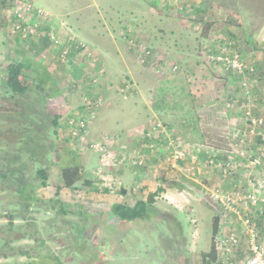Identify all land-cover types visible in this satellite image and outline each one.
Returning <instances> with one entry per match:
<instances>
[{
  "label": "rangeland",
  "instance_id": "374dc122",
  "mask_svg": "<svg viewBox=\"0 0 264 264\" xmlns=\"http://www.w3.org/2000/svg\"><path fill=\"white\" fill-rule=\"evenodd\" d=\"M221 1L231 6H217V2L213 5L208 0H0V98L1 87L6 80L3 58L7 56L8 60H17L26 53L36 56L44 50L46 59L57 64L67 87L64 101L71 107L81 102L91 107V111L68 117L86 119L83 139L70 136L81 142L78 148L85 142L84 136L89 130L93 112L102 114L105 110V115L113 117L110 119L107 116L106 122L113 124L108 129L100 130V125L92 122L97 135L91 136L92 139L87 142L96 144L95 148L88 145L79 148L84 151L82 163L86 170L89 169L87 155L94 151L102 154L104 176L97 183L99 191L94 188L98 195H90L86 191L89 184H85L84 180L63 197L59 193L73 212L62 216L60 226L41 230V237L47 241L43 249L57 254L62 264H87L83 253L93 245H99L106 252L107 262L104 264H136V260L138 264H161L163 251L160 246L163 244L158 242V236L166 230L162 217L154 212L149 220L132 225L122 234V226L111 212V205L145 198L151 191L149 184L143 187L137 185L135 192L123 189L124 168L136 167L147 172L155 165L156 172L150 176L157 181V188L164 181L165 166L176 165L180 160L203 162L206 167L220 171L242 196L238 201L241 217L234 214L232 229L222 232L226 236L234 229L238 241L226 249L213 241L219 249L218 259L216 263L209 264H223L224 260L229 264H238L250 253L251 237L246 233L245 219L255 223L259 240L264 238V209L261 204L264 199V157L257 155L264 147V137L260 134L264 131V7L262 9L260 0ZM26 2L32 3L35 10L40 9L41 14L25 15L17 5ZM238 10L244 20L242 26L239 25ZM28 16L37 24L32 26L30 34L24 36L21 29L28 23ZM231 18L232 22L229 21ZM206 21H213V25L209 26L207 37L202 38V25ZM5 48H8L6 52ZM227 53L238 54L242 63L240 72L226 69L216 60V57ZM176 74L186 75L189 81L197 119H189L184 106L181 107L185 102L183 93L160 92L161 81ZM3 104L0 100V106ZM50 105L58 112L62 109L60 105ZM248 108L251 114L263 119V125L255 127L253 133L244 114V109ZM136 109L138 111L131 115L134 119L138 118L139 110L148 111L150 117L145 120L147 131L143 132L142 138L151 137L145 143L144 155L140 153L137 160L126 154L130 147L125 150L129 139L141 135L134 129L136 121L126 120L127 127L130 126L117 131L122 126V117ZM2 121L0 130L5 123L4 116ZM66 122L64 126L67 130ZM230 133H233V140L224 141ZM200 134L224 147L232 145L235 152L230 155L208 153L203 158L197 153L194 158H173L175 150L190 152L188 147L198 144ZM6 141L0 134V155ZM133 152L132 155H135ZM128 179L130 184L134 183L131 177ZM122 190L126 191L125 194ZM228 191L230 189L219 192ZM7 194L0 192V198L7 201L4 199ZM252 195L257 197V203L251 202ZM180 201L184 204L181 203V208H178L160 192L154 205L168 211L177 210L188 239V252L190 232L195 228L201 232L203 250H209L212 241L211 214L203 215V223L201 220L193 221L196 210L190 208H195V203L185 202L184 197ZM5 204L0 200V246L8 228L3 217ZM38 210L32 215L42 228L50 223L52 212ZM14 223L21 222L16 219ZM78 224L83 227L76 228ZM78 234L81 242L77 244ZM85 240L90 243L89 248L82 244ZM33 243L25 238L17 244L28 247ZM0 253L4 251L0 250ZM29 258L22 255L0 256V264H32Z\"/></svg>",
  "mask_w": 264,
  "mask_h": 264
},
{
  "label": "trees",
  "instance_id": "16d2710c",
  "mask_svg": "<svg viewBox=\"0 0 264 264\" xmlns=\"http://www.w3.org/2000/svg\"><path fill=\"white\" fill-rule=\"evenodd\" d=\"M208 1H211L213 5L217 2V6L224 5L221 0ZM259 2L263 9L264 0ZM224 6L228 7L231 4ZM240 14H242L241 11H239V25L242 26L244 20L241 19ZM229 21L232 22L233 19L231 18ZM212 25L213 21L203 23L202 38L207 37L209 26ZM244 31L247 33V30ZM2 67L5 69L6 80L1 87L0 100L4 104L0 106V116H4L5 123L1 126L0 134L7 141L4 143V149L0 155V192L8 194L7 198H4L7 201L3 198L0 200L6 202L3 217L7 220L8 228L0 246V250L4 253H0V256L22 255L40 258L52 256L57 264H62L57 254L52 253L51 250L43 249L47 241L41 237L43 228L47 230L49 227L52 230L54 226H60L62 216L73 212L59 197V188H53L49 184L51 157L55 140L59 136L60 114L46 101L43 95H39L36 82L33 83L29 67L25 63L9 60L2 63ZM188 83L186 75L176 74L172 78L161 81L160 92L178 91L183 93L185 102L181 107L184 106L183 110L189 119H197L196 105ZM170 95L175 97L173 94ZM39 96L42 100H39ZM2 116L1 122H3ZM85 184H90V182L86 180ZM47 191L50 192L42 194ZM162 191L163 187L160 185L155 190L149 191L145 198H138L133 202H114L111 205V212L118 217L122 226V234L132 225L149 220L154 212L160 215L166 227V230H162L158 236V242L163 244L160 246L163 251L161 264H190L188 239L183 231L182 219L177 210L168 211L154 205L156 197ZM122 192L125 194L126 191L122 190ZM38 209L52 212L50 223L42 228L39 227L32 215L33 212H39ZM16 219L21 223L15 224L14 220ZM77 226L83 227L79 224L75 225L76 228ZM211 228L212 241L209 251L202 253L203 264L216 263L218 259L217 245L213 242L214 236L221 232L218 216L212 217ZM76 236L78 244L81 241L78 240L79 234ZM25 238L34 243L28 247L17 244L18 241ZM82 244L90 246L86 240ZM89 249L83 253L87 264L107 262V254L99 245L90 246ZM138 263L136 260V264Z\"/></svg>",
  "mask_w": 264,
  "mask_h": 264
},
{
  "label": "crops",
  "instance_id": "0c3cea01",
  "mask_svg": "<svg viewBox=\"0 0 264 264\" xmlns=\"http://www.w3.org/2000/svg\"><path fill=\"white\" fill-rule=\"evenodd\" d=\"M7 49L8 48H5L4 51L6 52ZM6 57L7 56L3 58L2 63L9 61ZM17 61H22L29 67L30 77L36 80V88L37 90H39L41 95L46 98V101H48V103L52 105H60L62 108L58 112L60 114L58 127L59 136L55 140L54 151L51 157L52 165L50 169L49 184L53 187L59 188L60 196L63 197V194H67L70 190L75 189L78 183H80L82 180H88L90 181V187L86 186V188L89 189L86 191H89L88 193L90 195H92V193L98 195L97 192L94 191V188H96V190L100 189V187L97 186V183L101 182L99 181V179H102L104 176V174H102V172L104 171V169H102V166L104 167L102 154L98 151H94L92 154L90 153L89 155H87V158L89 159L87 167L89 169L86 170L82 163V152L84 151H81L78 148V144L81 142H78V139H72L67 134L66 127L64 126L68 117L75 115V113H83L88 110L91 111V107L89 105L86 106L82 102L75 107H71V105L67 104L64 101L68 93L66 89L67 87L66 85H64L63 77L58 72L57 64H55V61L53 60L46 59L44 50H41V52L36 56L26 53L25 56H21L19 59H17ZM136 111L138 110H131L122 117V126L117 130L118 132L122 131V129L124 128V130H126L130 126L129 125L127 127L126 120L134 119L131 117V115ZM91 115V126L89 123V130L86 134L87 136L88 134L90 135L89 138H86V135L84 136L85 140L83 141L85 142L89 141V139H92L90 138L91 136L97 135L94 134L96 131L95 127L93 126L94 122H96V125H100V130L108 129L111 127V125H113L112 123L106 122L107 116L110 117V119H112L113 117L110 114L105 115V110H103L102 114H100L99 112H93V114ZM101 117H103V119H101ZM149 117L150 116L148 111L139 110L138 118L134 119L136 121L134 129L135 131L138 130L139 132H141V135H137L136 138L133 137V139H129L127 141V144H125V150L128 147L131 148H129L130 151H128V153L126 154H129L130 156H132V158H135V160H137V157L140 156V153L144 155L145 143L151 139V137L142 138L143 132L147 131L145 128L147 124L145 120ZM142 127L144 129H142ZM148 130H150V127ZM260 134L262 135V137H264V131ZM199 138L200 140L198 144L195 145L196 147L190 146L192 150L190 147H188L190 149V152L194 154L197 153L198 157L203 158L204 156H207L208 153H210L211 155H221L222 153L230 155L235 152V150L232 148L233 146L230 144H228L227 147H224L218 142L210 141L209 137L205 136L204 134H200ZM226 140L232 141L233 133H230L228 137H225L224 141ZM133 151H135V155H132V153H134ZM135 168L136 167L129 170L126 168L123 169L122 188H128L129 191L133 190V192H135L137 185L146 186L149 184V188L151 190H154L156 188L155 183L157 184V181H153L150 175L156 172L157 168L155 167V165H152V167L147 172L143 171L142 169ZM165 168L166 170L164 181L163 183H161L163 187L161 195H164V197L168 198L170 202L178 208H181L180 206L184 204L183 201H180L181 197H184V199L186 200L185 202L187 203H195V208H190L192 211L196 210L193 215V221L201 220V223H203V215L211 214V221L213 216H218L221 232H225L227 230L230 231L232 229L233 221H235L233 219L234 213L228 211L223 206L215 205L210 197L214 191L232 189V183L224 178L220 171L218 172L213 170L211 167H206V164H204L203 162L190 163L188 160H180L175 165V167H171L168 165V167L165 166ZM128 177H131L134 183L132 182L130 184ZM91 189L93 191H90ZM261 204L264 209V199L262 200ZM250 213L252 214V212ZM248 215L250 214L248 213ZM235 226L236 225H234L233 228H235ZM190 237V264H203L202 253L208 252L209 250L205 251L203 250V246H201L203 245V241L201 239L202 236L199 228L191 230ZM210 245L208 249H210ZM196 247L197 249H195ZM231 256L233 257V255ZM227 258L229 259L230 257ZM29 261L32 262V264H57L52 256L41 258L34 256L30 257Z\"/></svg>",
  "mask_w": 264,
  "mask_h": 264
},
{
  "label": "built area",
  "instance_id": "2783aa9c",
  "mask_svg": "<svg viewBox=\"0 0 264 264\" xmlns=\"http://www.w3.org/2000/svg\"><path fill=\"white\" fill-rule=\"evenodd\" d=\"M17 6H19L18 8H22L24 10L25 15H30L32 13L41 14L42 12L40 9L35 10V7L30 2L28 3L26 2L23 5H17ZM26 19L28 20L27 21L28 23H26V25L23 26L21 29L23 31L24 36H27V34H30V32L33 31L32 26H35L37 24V21L35 19L34 20L30 19L29 16ZM16 28H18V25L16 26ZM12 30L14 31V29ZM146 52H149V51H146ZM216 60L220 61L225 66L226 69L232 68L237 72H240L242 69V63L239 61L237 53H234V54L227 53L224 56L216 57ZM244 114L246 116V121L248 125L250 126V131L252 133L254 132L255 127L257 126L261 127L263 125L262 117L251 114V111L249 108L246 110L244 109ZM66 125L68 128L67 134L69 136H72L73 138L78 137V139H83V135L85 134V131L87 128L85 118L83 117L69 118L66 122ZM87 145L91 148H95L97 146L94 143L85 142L83 144H80L79 148H83L84 146H87ZM98 145L100 146V143H98ZM257 155L261 158L264 157V147L261 149L260 152H258ZM185 157L194 158L195 155L194 153L188 152L186 149H179L173 152V158L175 159L185 158ZM256 162H259V160L256 159ZM139 163H141V161H139ZM174 165L175 164L172 163L171 166H174ZM210 197L213 200L212 202L215 205L223 206L228 211L236 214L239 218L241 217L238 211V205H239L238 201L242 199V196L240 195L239 191H236L234 188L224 193L219 192V191H214ZM250 200L252 203H257V197H255V195H252L250 197ZM260 212H262V210H260ZM243 223L247 227L246 233H249L251 237L250 242H249L250 253L246 255L241 261H239L238 264H264V238L262 240H259V236L255 228V223H249L248 219L243 220ZM213 241H215V243L222 249H226L227 247H229V245L232 246L237 243L238 235L233 230L226 236L222 235V232H220L214 236ZM223 264H229V262L224 261Z\"/></svg>",
  "mask_w": 264,
  "mask_h": 264
}]
</instances>
